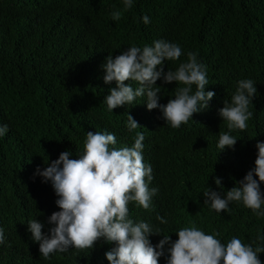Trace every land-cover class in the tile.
<instances>
[{"label": "trees", "instance_id": "16d2710c", "mask_svg": "<svg viewBox=\"0 0 264 264\" xmlns=\"http://www.w3.org/2000/svg\"><path fill=\"white\" fill-rule=\"evenodd\" d=\"M123 8V0H0V125L8 126L0 137V227L5 236L0 264H55L58 255L70 264H104L105 252L114 245L103 238L92 250L70 248L45 260L27 228L28 221L37 219L47 233V218L59 211L51 184L34 176L35 169L43 170L47 160L66 150L70 159L79 158L88 131L113 133L116 144L110 147L116 149L131 147L136 132L143 133V161L153 175L149 188L158 192L150 209L135 202L128 208L134 222L160 229L161 236L151 238L159 242L169 235L174 242L181 228L194 224L208 235L219 232L216 238L225 245L233 237L253 248L262 243L257 235L264 236V217L235 201L228 211L216 212L204 204L202 192L209 187L223 195L238 186L254 168L256 143L264 142V0H133L131 9ZM114 10L122 13L118 21L111 19ZM161 39L182 49L177 61L165 62V71L195 52L206 66L205 91L215 93L206 109L179 128L165 122L158 109L147 110L144 97L113 112L105 101L108 89L116 86L103 81L105 57ZM242 79H251L257 89L249 105L253 116L246 130L230 131L218 109L224 100L231 101ZM156 84L162 86L161 104L174 99L181 86ZM127 113L142 127L130 132ZM224 132L237 142L220 151ZM213 177L222 178L220 189ZM260 189L264 194V183ZM259 259L264 264V253Z\"/></svg>", "mask_w": 264, "mask_h": 264}, {"label": "clouds", "instance_id": "9594fccd", "mask_svg": "<svg viewBox=\"0 0 264 264\" xmlns=\"http://www.w3.org/2000/svg\"><path fill=\"white\" fill-rule=\"evenodd\" d=\"M123 5V10L128 11L133 0H123ZM121 16L120 10L111 12L114 21ZM142 21L147 25L150 18L145 15ZM181 55L179 45L161 39L142 49L128 47L115 58L105 57L103 81L105 84L114 81L116 85L108 89L105 97L108 110L113 112L144 97L147 110L158 109L161 118L173 128L192 120L193 114L208 107L215 93L205 91L209 84L206 66L198 61L195 52H188L187 61L175 70L165 71V62L177 61ZM157 80L181 85L175 88L174 99L166 104L159 103L162 86H157ZM125 81H135L138 86L133 88ZM254 85L251 79L239 80L231 101L224 100L223 107L218 109V115L227 122L230 131L248 128L247 122L253 116L249 105L253 106L252 99L257 95ZM139 127L142 126L127 113L128 130ZM7 132L8 126L0 125V137ZM144 139L142 132H136L131 147L116 149L110 147L116 144L113 133L88 131L79 158L70 159L71 152L66 150L56 160L50 163L47 160L43 170L39 166L35 169L34 176H40L42 183L51 184L59 208L47 218L51 225L47 233L42 231L44 224L37 219L27 223L31 239L39 244L40 257L48 260L52 253H66L70 248L92 250L103 238L105 243L114 245L105 252L104 264H262L259 254L264 253V236L257 235V241L262 243L255 248L236 237L225 245L216 238L219 232L208 235L193 224L181 228L174 242L169 235L162 236L158 242L150 236H161L159 228L129 218L130 202L148 210L152 197L158 192L157 188H149L153 175L151 165L143 161ZM236 142L234 136L224 132L220 134L217 147L220 151L226 147L233 149ZM255 147L254 168L235 183L238 186L223 195L206 187L202 192L204 204H209L216 212H225L230 202H240L257 217H264V194L260 189L264 183V142L258 141ZM213 181L218 189L222 187V178L213 177ZM157 220L167 223L160 216ZM4 243V229L0 227V245ZM55 264L70 263L58 255Z\"/></svg>", "mask_w": 264, "mask_h": 264}]
</instances>
